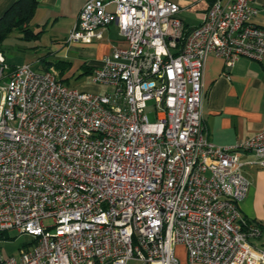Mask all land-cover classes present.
Wrapping results in <instances>:
<instances>
[{
  "label": "built area",
  "instance_id": "built-area-1",
  "mask_svg": "<svg viewBox=\"0 0 264 264\" xmlns=\"http://www.w3.org/2000/svg\"><path fill=\"white\" fill-rule=\"evenodd\" d=\"M179 11L86 0L66 41L102 38L113 21L126 41L92 68L99 91L11 67L0 51V239L32 236L0 264H178L176 243L192 262L264 264L262 228L240 210L244 165L264 166V129L219 145L203 117L208 55L264 59V26L255 0H212L190 29Z\"/></svg>",
  "mask_w": 264,
  "mask_h": 264
},
{
  "label": "crops",
  "instance_id": "crops-1",
  "mask_svg": "<svg viewBox=\"0 0 264 264\" xmlns=\"http://www.w3.org/2000/svg\"><path fill=\"white\" fill-rule=\"evenodd\" d=\"M12 1L0 0V15ZM85 1L38 0L30 24L34 30L35 26L44 30L48 24H69V27L72 28ZM175 1L180 5L179 15L183 19L185 27L190 29L203 21L212 0ZM255 5L257 13L254 20L259 25L264 26V0H255ZM115 26L118 28L120 37L105 40V37L111 34L112 27ZM103 40L110 42V51L114 44L123 45L126 42L119 31L117 22L113 21L105 30L102 38H95L88 43H68L65 40L58 53L53 54V57L48 58L50 53L30 52L27 54L25 62L32 63L34 67L37 64L39 70H54L62 79L67 78L69 70H72L73 74L76 71L81 74L84 63L95 66L105 54L110 52L97 58H91L96 56V47ZM64 43L69 46H64ZM75 47L80 50L81 55L71 54V49ZM83 50L93 54L84 57ZM1 52L3 53L2 50ZM57 54L59 55L58 58H56ZM59 58H67L71 61L63 73L54 63ZM6 61L8 62L7 58ZM8 64L10 63L8 62ZM203 83L205 88L203 117L207 136L211 141L219 145L236 144L264 129V59L240 56L232 65L228 66L223 57L210 53L204 69ZM98 86L101 87L100 90L103 89L101 85ZM241 152L244 159L254 157L252 151L243 149ZM243 172L248 177L250 185L246 197L240 202V210L249 221L260 224L262 232L254 239V242L264 248V166L258 163H248L244 165ZM174 249L178 264H207L200 261H190L186 246L183 243H176ZM139 263L141 264L140 261Z\"/></svg>",
  "mask_w": 264,
  "mask_h": 264
},
{
  "label": "rangeland",
  "instance_id": "rangeland-1",
  "mask_svg": "<svg viewBox=\"0 0 264 264\" xmlns=\"http://www.w3.org/2000/svg\"><path fill=\"white\" fill-rule=\"evenodd\" d=\"M39 29L40 27L35 26V31H38ZM71 29L72 28L69 27V24H48L45 29L41 31L39 37L27 39L25 37H22L23 33L16 28L12 32H10L9 35L0 44L1 49L8 62L12 65H18L25 62L26 56L30 52H43V54L50 53V55H48V58H50L51 56L53 57V54L58 53V51L60 50V46H62L63 42L69 36ZM117 37H120V34L118 33L117 26H115L112 27L111 34H109L108 37H105V40H108V38L116 39ZM109 43V41H100L96 47V56H93L91 58H97L109 52ZM64 44V46L68 45L66 43ZM79 51L80 50H77L76 47L74 49L72 48L71 54L81 55ZM92 54L93 53L90 51L83 50L84 57H88ZM58 57L59 55L57 54L56 58ZM35 67L36 69H40L37 64H35ZM67 74L68 77L63 78L64 82H66L67 84L75 85L80 89L88 91H98L101 89L100 86L91 83L90 73L81 75L79 71H76L73 74L72 70H69ZM1 83H3V80L1 81ZM150 117L153 118V114H150ZM46 222L51 223L52 220L48 219L46 220ZM6 235H4L3 238L0 239V255L4 256H18L23 244L28 243L32 240V236L30 234L20 232L15 228L8 229L6 231ZM129 264L140 263L138 260L131 259Z\"/></svg>",
  "mask_w": 264,
  "mask_h": 264
},
{
  "label": "trees",
  "instance_id": "trees-1",
  "mask_svg": "<svg viewBox=\"0 0 264 264\" xmlns=\"http://www.w3.org/2000/svg\"><path fill=\"white\" fill-rule=\"evenodd\" d=\"M38 5V0H13L12 3L7 7V9L0 15V44L3 40L12 32L14 29H19L23 34L22 37L27 39L37 38L43 29L35 31L30 20L36 10ZM0 45V51H1ZM54 63L59 67L60 72H64L70 65L71 61L67 58H59L54 61ZM14 67L16 65H11ZM91 64L84 63L82 74H87L92 71ZM251 221V220H250ZM6 237V236H5ZM28 243L23 244V246L28 245ZM22 246V247H23Z\"/></svg>",
  "mask_w": 264,
  "mask_h": 264
}]
</instances>
